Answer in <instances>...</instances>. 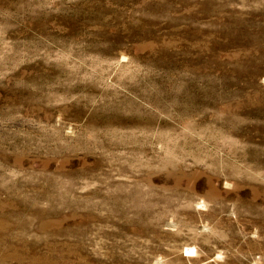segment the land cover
<instances>
[{"label": "rangeland", "instance_id": "obj_1", "mask_svg": "<svg viewBox=\"0 0 264 264\" xmlns=\"http://www.w3.org/2000/svg\"><path fill=\"white\" fill-rule=\"evenodd\" d=\"M0 264H264V0H0Z\"/></svg>", "mask_w": 264, "mask_h": 264}]
</instances>
